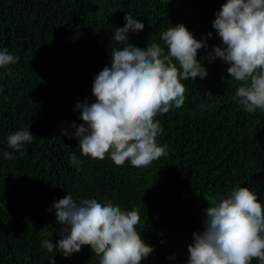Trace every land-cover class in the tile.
<instances>
[{"label": "trees", "instance_id": "obj_1", "mask_svg": "<svg viewBox=\"0 0 264 264\" xmlns=\"http://www.w3.org/2000/svg\"><path fill=\"white\" fill-rule=\"evenodd\" d=\"M223 3L0 0V50L20 57L0 68V264H50L53 256L55 264H99L90 246L70 257L42 246L44 239L54 245L61 239L49 209L68 193L77 202L111 199L122 210L138 209V230L153 247L141 264H187L193 233L204 230L208 201L234 187L252 189L264 204V112L243 111L233 99L239 82L229 77V64L207 59L213 45L222 46L212 21ZM126 13L144 24L127 34L133 46H163L161 34L181 23L208 44L197 56L208 74L182 81L184 105L157 117L163 128L157 143L168 154L146 168L83 156L74 136L73 124L83 123L76 104L95 102V76L110 66L112 48L127 43L113 41ZM202 103L212 108L202 111ZM17 130L34 135L23 155L7 143ZM5 151L12 159L3 157ZM73 153L79 170L70 162Z\"/></svg>", "mask_w": 264, "mask_h": 264}, {"label": "clouds", "instance_id": "obj_2", "mask_svg": "<svg viewBox=\"0 0 264 264\" xmlns=\"http://www.w3.org/2000/svg\"><path fill=\"white\" fill-rule=\"evenodd\" d=\"M124 19L126 23L115 29L113 41L127 43L112 48L110 66L95 76V102L76 104L83 123L73 124L77 129L74 136L83 156L93 160L110 156L117 166L130 162L133 167L146 168L167 156V146L157 143L163 131L157 117L184 105L187 88L182 81L207 76L197 56L208 44L181 23L161 34L163 46L151 42L146 48L136 47L128 43L127 34L143 30L144 24L128 13ZM212 27L222 46L213 45L207 59L219 58L229 64V77L239 82L233 99L243 111L264 112V0H226ZM19 59L7 48L0 50V68ZM199 107L203 111L212 105ZM33 139L29 130H17L7 137V143L23 155L25 145ZM3 157L12 159V154L5 151ZM70 162L79 170L81 161L74 153ZM52 209L61 225V239L55 245L50 239L42 240L49 253L70 257L90 246L99 264H141L153 251L138 230V209L122 210L111 199L77 202L69 193L54 201L49 211ZM203 223L204 230L194 232L188 245L187 264H252L253 260L264 264V204L255 191L237 186L225 196L214 197L208 201ZM43 235L49 234L45 231ZM50 264H55L54 256Z\"/></svg>", "mask_w": 264, "mask_h": 264}]
</instances>
